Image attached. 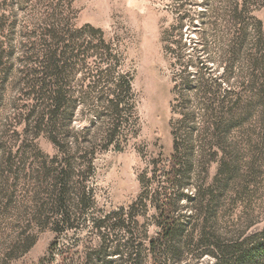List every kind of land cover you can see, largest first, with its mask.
<instances>
[{
	"label": "rangeland",
	"instance_id": "rangeland-1",
	"mask_svg": "<svg viewBox=\"0 0 264 264\" xmlns=\"http://www.w3.org/2000/svg\"><path fill=\"white\" fill-rule=\"evenodd\" d=\"M55 90L73 102L66 152L24 133ZM14 141L55 161L37 181L16 158L0 264H264V0H0Z\"/></svg>",
	"mask_w": 264,
	"mask_h": 264
},
{
	"label": "trees",
	"instance_id": "trees-1",
	"mask_svg": "<svg viewBox=\"0 0 264 264\" xmlns=\"http://www.w3.org/2000/svg\"><path fill=\"white\" fill-rule=\"evenodd\" d=\"M118 85L124 87L127 92H130L131 79H124ZM49 100L48 105H45L43 110L32 111L29 114L28 118L24 121V133H27L30 129H32L30 132L31 141H35L41 134H43L55 147L58 148V150L61 149L63 152H66L65 150L69 145L70 139H74L71 134V126L73 121V102L67 99L66 92L63 93L62 90L53 91L49 95ZM115 109L117 110V107H115ZM82 133L87 134L88 129H83ZM113 136L114 133L112 132V134H110V136L104 140L105 147H108L110 144H112V142L115 141ZM15 145V141L14 143H11L9 147L0 145V203L2 204V214L0 217H9V215H12L18 218L23 214L19 207H14L13 203L16 192V183L20 175V172L17 171L16 168V158H18L19 162H23L24 164L28 162L29 158L34 159L35 163L38 165V171L33 169L29 170L28 176L31 179L37 181H40V178L47 179L50 176L52 167L51 165L49 166V162L50 164H53L55 161V159L48 161V158L44 155H41L39 151L33 153V155L30 156L20 154L18 151L14 153L12 147ZM116 145L118 146V144ZM20 146H23V144ZM87 153L91 155L95 154V150L91 152L89 150ZM172 166L174 168L176 167L175 161L173 162ZM42 176L44 178H42ZM69 176V172L62 171V180H64V178H68ZM164 212H166V209ZM38 213L41 214L42 210L37 211V215ZM172 226V224L168 223L163 225L161 227L159 237L163 238L167 236L172 231ZM28 229L29 227H26L25 230L22 231V233L19 235V238L16 240V243L13 241V238H11V235H9L7 239H4V242H10V245H12L11 248H9V253H7V258L5 260L15 256L17 252H21L23 249H28L29 241L32 242L33 237L32 234L27 233ZM255 256H257V253ZM4 262L5 264L7 263L6 261Z\"/></svg>",
	"mask_w": 264,
	"mask_h": 264
}]
</instances>
